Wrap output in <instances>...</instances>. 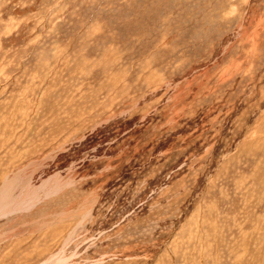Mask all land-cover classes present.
<instances>
[{"label": "rangeland", "instance_id": "rangeland-1", "mask_svg": "<svg viewBox=\"0 0 264 264\" xmlns=\"http://www.w3.org/2000/svg\"><path fill=\"white\" fill-rule=\"evenodd\" d=\"M26 197L0 264H264V0H0Z\"/></svg>", "mask_w": 264, "mask_h": 264}, {"label": "bare ground", "instance_id": "bare-ground-1", "mask_svg": "<svg viewBox=\"0 0 264 264\" xmlns=\"http://www.w3.org/2000/svg\"><path fill=\"white\" fill-rule=\"evenodd\" d=\"M30 198H24L23 200H19L18 202H10L9 204H7V206H0L1 208H0V212L2 213V214H0V216H2L3 214H6V213H8V212H11V211H13V208L14 207H17V208H21L20 206L22 205L23 206V204H26V201L25 200H29ZM63 248V247H62ZM58 261V260H57ZM64 262V261H63ZM62 262V263H63ZM64 263H66V262H64ZM45 264V263H44Z\"/></svg>", "mask_w": 264, "mask_h": 264}]
</instances>
